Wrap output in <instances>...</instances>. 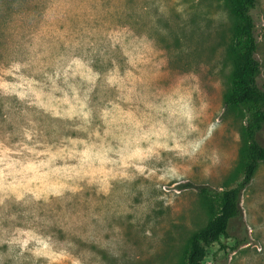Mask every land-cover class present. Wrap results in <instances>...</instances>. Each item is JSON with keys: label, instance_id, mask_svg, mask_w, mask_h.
<instances>
[{"label": "rangeland", "instance_id": "1", "mask_svg": "<svg viewBox=\"0 0 264 264\" xmlns=\"http://www.w3.org/2000/svg\"><path fill=\"white\" fill-rule=\"evenodd\" d=\"M235 24L221 0H0V264L187 263L201 189L243 177ZM241 209L203 264H264V163Z\"/></svg>", "mask_w": 264, "mask_h": 264}, {"label": "trees", "instance_id": "2", "mask_svg": "<svg viewBox=\"0 0 264 264\" xmlns=\"http://www.w3.org/2000/svg\"><path fill=\"white\" fill-rule=\"evenodd\" d=\"M221 1L236 20L230 53L237 68L230 79L223 102L227 115H241L246 121L242 128L239 153L243 177L234 187L222 190L201 189V194L212 203L209 206L210 219L191 236L186 264H203L208 249L228 236L232 221L242 215V193L253 181L259 165L264 163V146L258 140L259 134L264 130V89L258 84L261 64L256 57L258 41L252 14L258 6V0Z\"/></svg>", "mask_w": 264, "mask_h": 264}]
</instances>
